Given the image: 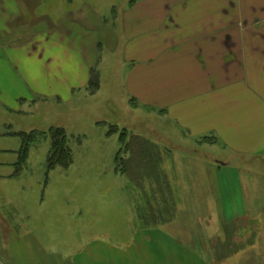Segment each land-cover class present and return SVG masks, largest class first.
I'll return each instance as SVG.
<instances>
[{"label": "rangeland", "instance_id": "obj_1", "mask_svg": "<svg viewBox=\"0 0 264 264\" xmlns=\"http://www.w3.org/2000/svg\"><path fill=\"white\" fill-rule=\"evenodd\" d=\"M141 3L145 0L135 3L130 0H0V8L5 5L14 15L13 19L7 17L5 32H0V41L6 44L4 55L0 53V151L20 150L21 139L14 133L34 131L37 135L25 164L19 168V177L8 181L0 179V264H20L19 259L16 260L17 243L40 259L44 247L83 248L93 244L92 247L98 248H145V231L150 230L147 239L152 244L158 239L171 244L177 232L185 248H190V233H197L192 244L217 248L220 255H214L216 263L220 264V239L206 242L201 226L206 224L201 220L220 215L214 232L220 235L222 216L244 209L263 218L264 156L230 157L222 147L216 148L204 141L189 142L173 133L177 148H168L170 153L162 157L166 158L163 167L168 176L157 178L156 173L155 179H150L151 175L142 172L141 164L134 158L129 163L130 177L117 171L116 158L122 148L119 135L123 128L159 146L163 152L166 149L158 135L159 128L162 126L168 132L175 129L160 116L140 110L136 103L128 101L115 74L123 18ZM80 9L84 14H90L93 9L100 17L96 33L99 35L102 29L99 35L102 45L97 50L98 62L93 69L98 73L100 70L102 87L100 78L101 89L96 94H90L87 89L72 91L67 76L63 75L67 65L62 62L59 50L51 49L41 59L42 54L30 48L36 36L39 41L43 39L42 44L47 48L44 35L49 24L53 28L64 14L78 13ZM51 58L54 60L50 61ZM68 65L75 67V64ZM104 70L110 75L103 74ZM87 75L91 73L86 71ZM53 127L67 132L73 153V163L67 168L48 169L51 148L48 131ZM0 160L6 163L17 160L18 163L19 159L17 156L14 159L11 152H0ZM219 161H229L230 168L220 171L213 166L218 167ZM125 164L124 161L122 165ZM237 167L241 168L240 172ZM3 168L11 170L0 166V177L5 175ZM242 177L244 185L255 182L257 204L234 205L229 200L223 203V190L227 189L224 183H230L234 187L231 191L239 194L242 193L239 184ZM161 179H170L179 200L190 195L193 184V192L201 188L205 191L206 187L214 189V197L219 202L217 211L212 214L211 206L207 210L204 199L208 195H204L201 202L186 204V209L174 215L172 204L165 202L167 189L158 187ZM216 184L221 186L220 190L215 188ZM245 191L250 190L245 188ZM156 215L158 217L154 218ZM30 218H36L34 223ZM151 218L155 219V224L162 225L152 226ZM175 218L179 219L173 224ZM41 238L46 241L45 245ZM239 250H235V256ZM260 250L247 253L244 260L234 257L228 263L264 264V248Z\"/></svg>", "mask_w": 264, "mask_h": 264}, {"label": "crops", "instance_id": "obj_2", "mask_svg": "<svg viewBox=\"0 0 264 264\" xmlns=\"http://www.w3.org/2000/svg\"><path fill=\"white\" fill-rule=\"evenodd\" d=\"M81 10L64 14L53 28L49 24L44 35L47 48L37 36L30 42V48L42 54L41 59L51 49L61 52L62 62L67 65L63 75L67 76L72 91L87 89L90 76H86V71L91 73L97 64V50L102 45L99 38L102 29L99 35L96 33L99 14L93 9L90 14ZM7 17L13 19L14 15L4 5L0 8V32H5ZM120 34L115 69L119 87L140 110L160 116L165 124L175 128L173 132L159 128L158 135L166 150L177 148L173 140L179 134L182 140L198 144L204 137L214 138L211 144L222 147L230 157L264 156V0H145L124 16ZM4 44L0 41V53L6 50ZM103 74L110 72L104 70ZM99 75L102 87V74ZM0 152H11L14 159L15 156L19 159V150ZM165 160L158 168L160 177L168 176L163 167ZM16 161L0 160L1 167L15 169L3 168L5 175L0 177L1 181L19 177ZM220 162L218 167L211 165L220 171L230 168L229 161ZM236 169L241 171L240 167ZM158 183V187L167 189L165 202L172 204L174 215L186 209V204H198L204 195H208L204 199L207 210L211 206L212 214L217 211L219 202L214 189L213 193L207 187L205 191L201 188L193 192V184L190 195L179 200L170 179ZM239 184L242 193L238 194L231 191L234 187L230 183H224L227 189L223 190V203L229 200L234 205L257 204L255 182L244 185L242 177ZM215 188L220 190L221 186L216 184ZM245 188L250 191L246 193ZM213 217L202 219L206 225L201 226L206 242L220 239V264L224 260L229 264L234 257L244 260L247 253L254 254L264 248V216L251 215L244 209L222 216L220 235L214 233L220 215ZM30 219L34 223L36 218ZM178 219H173V224ZM157 225L162 224H152ZM149 232L145 231V248H98L92 247L93 244L83 248L44 247L40 259L17 243L16 260L20 264H217L214 255H220L217 248L192 244L197 233H190V248H185L175 231L176 240L171 239V244L160 239L152 244L147 239ZM41 243L45 245L46 241L41 238ZM235 250H239L237 256Z\"/></svg>", "mask_w": 264, "mask_h": 264}, {"label": "trees", "instance_id": "obj_3", "mask_svg": "<svg viewBox=\"0 0 264 264\" xmlns=\"http://www.w3.org/2000/svg\"><path fill=\"white\" fill-rule=\"evenodd\" d=\"M130 1L131 3H135L138 0ZM99 89V73L95 69H92L87 90L90 94H96ZM48 134L51 138V148L48 156V169L51 170L57 167H69L73 163V153L70 146L68 145V136L66 130L60 127H53L48 131ZM14 135L21 139L19 162L17 164L21 168L28 158L30 146L37 140V135L34 131L17 132L14 133ZM119 140L122 143V148L118 152L116 158V164L118 167L117 171L119 173L130 177L132 169L129 163L130 159L134 158V160H138L139 164H141V171H146L145 174L151 175L149 176L150 179H155L154 177L156 173H158L157 178L160 176L158 168L163 162V155H165L166 152H169L168 150H164L163 152L159 146L149 143L142 136L131 134L125 128L120 131ZM201 141L214 143L215 139L211 137H204L201 139ZM122 153H124L123 155L126 156V158H124V156L121 157ZM124 161L126 164L122 165ZM141 176H143V174ZM151 221H153L152 224L156 225L155 223L157 222L155 219Z\"/></svg>", "mask_w": 264, "mask_h": 264}]
</instances>
